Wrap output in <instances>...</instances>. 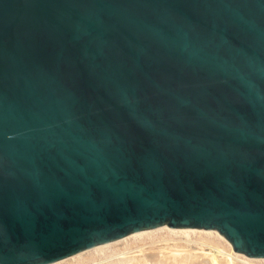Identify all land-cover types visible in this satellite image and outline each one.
Here are the masks:
<instances>
[{"label": "water", "instance_id": "1", "mask_svg": "<svg viewBox=\"0 0 264 264\" xmlns=\"http://www.w3.org/2000/svg\"><path fill=\"white\" fill-rule=\"evenodd\" d=\"M164 224L264 259V0H0V264Z\"/></svg>", "mask_w": 264, "mask_h": 264}, {"label": "bare ground", "instance_id": "2", "mask_svg": "<svg viewBox=\"0 0 264 264\" xmlns=\"http://www.w3.org/2000/svg\"><path fill=\"white\" fill-rule=\"evenodd\" d=\"M194 249L203 254L208 249L210 255L195 254ZM218 257L227 264H264V259L246 261V255H235L232 244L220 238L218 230L169 231L166 224L154 231L127 234L116 243L94 245L51 264H220Z\"/></svg>", "mask_w": 264, "mask_h": 264}, {"label": "rangeland", "instance_id": "3", "mask_svg": "<svg viewBox=\"0 0 264 264\" xmlns=\"http://www.w3.org/2000/svg\"><path fill=\"white\" fill-rule=\"evenodd\" d=\"M221 246H224L223 241H221ZM192 247L194 248L195 245L192 246ZM194 253H195V254H198V255H207V254H209V251H208V249H206L205 254H203V253L197 251L196 249H194ZM209 255H210V254H209ZM211 255H212V254H211ZM213 256H214V255H213ZM198 260H199V261H201V260H207V261H209V262L212 261V260L209 259V258H199ZM218 260H219V262L221 261L219 257H218ZM223 261H224V260L222 259V262H220V264H224V263L227 264L226 261H225V262H223ZM228 264H229V263H228ZM234 264H241V263L235 262Z\"/></svg>", "mask_w": 264, "mask_h": 264}]
</instances>
